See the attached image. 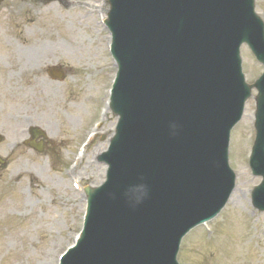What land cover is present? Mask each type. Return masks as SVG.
Wrapping results in <instances>:
<instances>
[{"label":"rangeland","instance_id":"obj_1","mask_svg":"<svg viewBox=\"0 0 264 264\" xmlns=\"http://www.w3.org/2000/svg\"><path fill=\"white\" fill-rule=\"evenodd\" d=\"M46 2L5 0L0 7V63L13 66L0 68V80L3 71L10 70V79L6 73L0 82V132L6 137L0 158L8 162L0 168V264H56L57 255L81 229L84 208L69 180V165L79 144L102 121L101 109L116 72L105 48L107 33L90 13L109 9L108 4ZM256 11L264 20V0H256ZM242 57L247 81L253 84L262 68L246 48ZM18 58L29 65L16 64ZM52 65L70 69L63 89L47 95V86L26 88L23 67L36 72ZM32 79L35 83V75ZM6 85H12L11 92ZM256 95L252 92L244 120L232 133L230 165L238 174L237 190L226 213L209 225L213 230H197L184 241L180 264H264V213L254 214L251 207V192L262 179L249 169ZM117 121L112 113L107 116L99 138L75 171L83 185L98 187L105 181L106 168L98 157L107 150ZM29 124L49 128L52 145L47 153L20 147Z\"/></svg>","mask_w":264,"mask_h":264},{"label":"water","instance_id":"obj_2","mask_svg":"<svg viewBox=\"0 0 264 264\" xmlns=\"http://www.w3.org/2000/svg\"><path fill=\"white\" fill-rule=\"evenodd\" d=\"M2 1L3 0H0V3ZM112 1L113 0H111V2ZM110 16L112 18V17H114V14L111 13ZM263 81H264V78L262 80H260L255 85V87L259 89V93H260L259 97L257 98V106H258V139H257V143H256V150L259 151L260 154L264 152V82ZM245 87L248 90V97H250L251 96L252 87L248 86L247 84H245ZM0 140H1V138H0ZM115 140H117V139H115ZM138 146L139 145H137V147ZM132 162H133V160H132ZM134 165H137V164L134 163ZM262 188H263V191H264V186ZM259 189L260 188H257V190H259Z\"/></svg>","mask_w":264,"mask_h":264},{"label":"clouds","instance_id":"obj_3","mask_svg":"<svg viewBox=\"0 0 264 264\" xmlns=\"http://www.w3.org/2000/svg\"><path fill=\"white\" fill-rule=\"evenodd\" d=\"M178 127L179 125L176 122H171L169 124L170 135L175 136L177 134ZM140 180L141 182L137 184V189L139 194L135 197V199L133 200L128 198L126 195L124 196L126 202L132 208H135L138 205L142 204L144 200L148 198L149 195L148 185L143 182V177H141ZM109 196H114V194L109 193Z\"/></svg>","mask_w":264,"mask_h":264},{"label":"bare ground","instance_id":"obj_4","mask_svg":"<svg viewBox=\"0 0 264 264\" xmlns=\"http://www.w3.org/2000/svg\"><path fill=\"white\" fill-rule=\"evenodd\" d=\"M104 127V126H103ZM103 129V128H102ZM99 138V137H98ZM97 138V139H98ZM96 139V140H97ZM96 140L94 141V143L96 142ZM94 143L92 144V146L94 145ZM92 146L90 147V149L92 148ZM90 149H89V151H90ZM88 151V152H89ZM184 152V151H183ZM183 152H181V153H183ZM191 153H192V151L191 150H189V155H191ZM88 154V153H87ZM199 157H201V155L199 156ZM182 159H183V161L184 162H182V169H183V172H185L187 175H188V177H192V175H193V171H191V169H193V168H204L205 170H206V172H208L206 175H207V177H209V178H217L218 176H216V174L214 173V170L211 168V167H209L206 163H205V161L204 160H199V161H196V160H194V159H192L191 158V156H189V159H190V163H189V161L187 160V156L184 154V155H182ZM202 165L204 166V167H202ZM184 191V190H183ZM227 209H228V207H227ZM227 209L222 213V215L224 214V213H226V211H227ZM221 215V216H222ZM220 216V217H221Z\"/></svg>","mask_w":264,"mask_h":264},{"label":"flooded vegetation","instance_id":"obj_5","mask_svg":"<svg viewBox=\"0 0 264 264\" xmlns=\"http://www.w3.org/2000/svg\"><path fill=\"white\" fill-rule=\"evenodd\" d=\"M47 147H49V144L47 145Z\"/></svg>","mask_w":264,"mask_h":264}]
</instances>
